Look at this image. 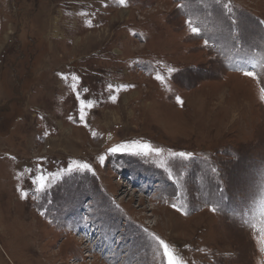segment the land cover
<instances>
[{"label": "rangeland", "instance_id": "rangeland-1", "mask_svg": "<svg viewBox=\"0 0 264 264\" xmlns=\"http://www.w3.org/2000/svg\"><path fill=\"white\" fill-rule=\"evenodd\" d=\"M262 89L264 0H0V264H264Z\"/></svg>", "mask_w": 264, "mask_h": 264}, {"label": "snow or ice", "instance_id": "snow-or-ice-1", "mask_svg": "<svg viewBox=\"0 0 264 264\" xmlns=\"http://www.w3.org/2000/svg\"><path fill=\"white\" fill-rule=\"evenodd\" d=\"M124 2H125V0H120V3L123 4ZM178 7H183V5H178ZM224 8L229 12L231 11V8L227 4L224 5ZM187 23L189 24V27L193 33L199 34V28L193 26L191 20L187 21ZM205 43L207 44V41H205ZM252 67L255 68V67H257V65H252ZM241 70L244 71V74L246 76L258 79V77L256 76V73L254 71L244 70V69H241ZM170 71H172V70L170 69ZM65 79H66V77H65ZM73 79H75V77H73ZM156 79L159 80V79H162V77H160L158 75L156 77ZM109 88H111V85H109ZM262 92H264V89H262ZM261 99L264 100V95L261 96ZM177 100H178V102H180L179 97L177 98ZM88 106L91 107L90 104ZM132 147L139 148L143 152L144 155H147L149 152H152V151H155L157 153L160 151L159 149H153L151 147V145H148L146 143H142V144H135L134 143L133 145L121 144V145L112 147L111 149H109V151L112 153L125 152V151L129 150V148H132ZM179 155L181 157H184V156H187L190 154L179 153ZM100 159L103 160L104 158L101 157ZM73 164L75 165L76 169L90 170V166L87 163L77 164L75 161H73ZM68 171L71 172V171H73V169L69 168ZM37 182L39 183L40 190L41 191L44 190V188H45V177L43 175L39 176L37 178ZM213 211H215V209H213ZM154 239L157 241L158 245L162 249L164 264H185V262L179 256V253H177L174 249H172L165 241H163L162 239H160L158 237H154Z\"/></svg>", "mask_w": 264, "mask_h": 264}]
</instances>
